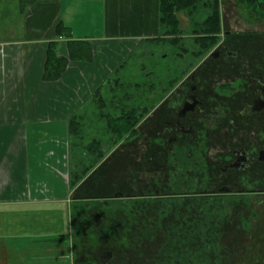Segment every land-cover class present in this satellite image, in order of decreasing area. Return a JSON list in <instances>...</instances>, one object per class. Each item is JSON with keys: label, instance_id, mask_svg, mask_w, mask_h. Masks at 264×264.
Returning <instances> with one entry per match:
<instances>
[{"label": "crops", "instance_id": "1", "mask_svg": "<svg viewBox=\"0 0 264 264\" xmlns=\"http://www.w3.org/2000/svg\"><path fill=\"white\" fill-rule=\"evenodd\" d=\"M16 1H0L9 4L0 16L20 21L0 31V264H73L69 227L85 181L70 182L97 163L92 150L145 141L150 111L165 96L150 90L148 72L125 79L134 58L162 66L153 54L164 51L161 0ZM50 43L67 61L56 80L46 79ZM138 61L134 74L144 68ZM125 124L132 132L118 137ZM99 130L109 134L107 149L103 139L84 144Z\"/></svg>", "mask_w": 264, "mask_h": 264}, {"label": "flooded vegetation", "instance_id": "2", "mask_svg": "<svg viewBox=\"0 0 264 264\" xmlns=\"http://www.w3.org/2000/svg\"><path fill=\"white\" fill-rule=\"evenodd\" d=\"M263 12L252 17L264 21ZM163 37L172 51H157L163 61L162 66L153 62L150 90L165 96L150 111L140 165H149L150 172L143 174L144 179L140 174V180L134 175L137 172H122L128 165L135 171L140 167L138 160L124 152L130 145H141L132 141L109 148L99 164L83 166L88 171L84 195L75 205L78 212L72 221L77 233L75 228L73 234L72 227L70 237L73 264H110L114 259L115 252L106 248L93 257L88 254L106 241L90 221L95 213L102 219V234H111L109 244L114 245L116 230L110 231V223L103 219L119 212L129 223L133 221L121 204L135 206L137 199L144 198L185 204L186 198H194L190 202L233 205L251 196L264 197V36L256 44L245 30L222 26L221 32L208 35L186 26L177 36ZM177 40L178 44H172ZM115 201H122L121 207L114 209ZM203 211L208 209L199 206L194 215L190 207L179 227L208 226L202 220ZM118 242L127 244L128 240L124 236ZM74 250L79 252L75 255Z\"/></svg>", "mask_w": 264, "mask_h": 264}, {"label": "rangeland", "instance_id": "3", "mask_svg": "<svg viewBox=\"0 0 264 264\" xmlns=\"http://www.w3.org/2000/svg\"><path fill=\"white\" fill-rule=\"evenodd\" d=\"M3 2H11L10 5L12 6L13 4H17L16 0H3ZM219 3L223 29L245 30L246 35L251 37V41L258 44L261 40L259 36H264V21L252 17L259 16L256 11L251 12L248 8H243L239 0H219ZM8 6L9 4H6V6L0 5V15L7 11L6 8H9ZM205 13L207 11L204 8L198 12V14H202V16L197 18L200 26H202L206 18ZM187 18L188 16L185 17L184 13L178 14L180 29L172 34L176 36L181 34V30L186 26L190 29ZM19 22L18 16H0V31L4 30L6 26L14 25V23L17 27ZM198 30L202 31V29ZM213 31L215 32V30ZM182 34L184 33L182 32ZM2 38L0 36V39ZM163 39L159 40V46H163L160 49H163L166 53L169 50L172 51L167 46L166 40ZM178 43L179 41L177 40L175 44ZM145 49L150 50V46ZM160 56L161 54L157 53L155 57L156 61L161 60ZM147 57L148 59H145L143 62L138 61L139 58L132 59L134 63L133 67L135 66V61H138V65H142L143 63L144 68L141 72L136 69L137 72L134 74L135 69L131 70V62L129 70L133 75L125 79L133 83L143 81L146 76L141 73H150V58L149 56ZM159 66L161 65L159 64ZM108 136L109 134H106L105 131L99 130L98 133L94 132L90 133L89 136L87 135L84 144L91 138L103 139V149H107L110 146V143L107 141ZM145 141H141L139 147L135 146L136 143L124 150L127 157H133V160L136 159L135 161L138 160L140 162L138 166L143 162ZM136 148L137 151L133 153ZM105 151L107 154L108 151ZM148 166L145 163L135 171L133 165H128L127 167L130 170H127L128 168L126 167L122 172L125 170L132 174L137 172L134 175L140 180L141 175L144 179L145 175L143 174L150 172ZM191 199L194 198H186L184 204L183 201H177L176 203L168 202L170 199L150 200L144 198L137 199L134 202L135 206L132 204L122 205V201H115L111 206L114 209L122 206L123 211H127L129 213L127 216H132L133 221L129 223L119 212H113L110 213L111 216L107 215L104 217L103 221L110 223L108 224L111 228L109 230H116L117 244L111 245L109 241H111L112 235L102 234V219H99L98 214H93L90 220L96 227L93 226V228L99 234L100 239L103 237L106 241L104 245H100L98 248L95 247L92 251L89 250L88 254H90V257H93L96 253L104 250L103 248L113 250L115 252L114 259L110 264H264V197L251 196L249 199L234 203L233 205L228 204L227 201L213 204H206L203 201V203L190 202ZM100 202L98 201L97 203L100 204ZM107 202L110 204V201ZM199 206L208 209V212L203 211L207 214L204 213L203 217H205L202 218V220L208 222V226L198 229L191 228L190 226L180 228L178 224L187 220L186 212L190 207L191 212L195 215V209ZM227 206H229L228 209ZM131 209L134 210V214H130L132 212ZM77 212L76 208L72 216L75 215L76 218ZM209 212L211 213L209 214ZM207 215L210 220H207L209 219L206 217ZM71 224L73 234H75V228L77 233L75 219ZM118 226L121 228H118ZM127 226H129L128 229ZM176 226L178 227L174 228ZM70 228L71 226L69 227L71 236L72 229ZM66 230L68 231V229ZM171 232H174L175 235H170ZM124 236L128 240L127 244L118 242ZM74 252L76 255V252L79 251L74 250ZM74 262L78 263L79 261L74 259Z\"/></svg>", "mask_w": 264, "mask_h": 264}, {"label": "trees", "instance_id": "4", "mask_svg": "<svg viewBox=\"0 0 264 264\" xmlns=\"http://www.w3.org/2000/svg\"><path fill=\"white\" fill-rule=\"evenodd\" d=\"M239 2L243 8L246 9L248 7H251L252 10L256 11L257 14L259 13V11H264V0H239ZM203 8L205 9V11H207V13H205L206 18L202 26H200L198 24L199 22H197V18L199 16H202V14H198V12L200 10H203ZM180 13H184L186 16H188V18L191 20L190 21L191 25L189 26L192 29H197V28L202 29V32L208 35L221 32L222 22H221L219 0H161L160 24H161V29L165 34L176 33V31L180 29V23L178 19V14ZM213 30H215V32ZM64 32L65 31L61 27V25L58 26L57 36L60 37ZM172 44H175V42H173ZM212 44L214 43H211V45ZM72 57H74L73 52H72ZM66 65H67L66 59L57 55L56 43H50L49 51L47 55V63H46V79L48 80L59 79L63 75L66 69ZM126 120H132V118H127ZM139 121L140 119L138 120V122ZM136 123L133 126H135ZM127 127L128 126H126L125 124L123 128H121L122 131L120 130L114 133L116 135H119L118 137L124 138L125 135L130 134L132 132V128L128 129ZM133 131L135 132V130ZM133 133L130 136L131 138L134 135ZM73 135L79 136V133L73 132ZM118 143L119 142L115 140L113 147H115ZM92 151H97L99 153L96 156V158H98L97 163L102 161L103 158H105V156L107 155L106 152H103V150H101L100 148H97ZM96 164H93V166H95ZM87 173L88 171L84 170L79 176L78 175L76 176L75 174L73 180L70 182L71 189L76 188L84 179Z\"/></svg>", "mask_w": 264, "mask_h": 264}, {"label": "water", "instance_id": "5", "mask_svg": "<svg viewBox=\"0 0 264 264\" xmlns=\"http://www.w3.org/2000/svg\"><path fill=\"white\" fill-rule=\"evenodd\" d=\"M106 256H107V255H106ZM109 257H110V254H109ZM106 258L108 259V256H107ZM106 258H105V259H106Z\"/></svg>", "mask_w": 264, "mask_h": 264}]
</instances>
